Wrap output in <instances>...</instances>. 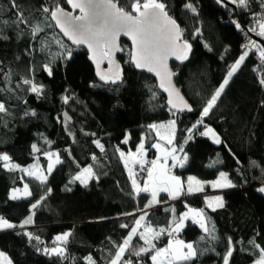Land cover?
<instances>
[{
  "label": "trees",
  "instance_id": "trees-1",
  "mask_svg": "<svg viewBox=\"0 0 264 264\" xmlns=\"http://www.w3.org/2000/svg\"><path fill=\"white\" fill-rule=\"evenodd\" d=\"M258 1L250 0L249 6L242 8L230 0H162L168 15L183 30V40L191 45L187 59L171 63L175 83L192 109L180 112L169 110L155 79L131 62L129 44L124 40V53L119 56L122 82L105 84L97 78L88 52L68 43L50 18L57 5L68 9L67 0H15L16 8L12 0H0V35L8 37L0 39V102L7 108V113H0V154H7L12 164L20 166L6 169L0 160V217L16 225L0 230V252L6 254L2 264L8 259L12 264H89V256L95 264H110L117 246L145 212L144 223L167 229L187 207L204 208L207 227L211 231L214 225L213 234L218 239L212 240L198 223L186 219L177 235L202 254L190 262L174 264H223L228 237L234 249L229 264H251L259 258L260 249L249 243L254 239L264 248V193L258 191L264 186V86L259 83L264 61L256 50L249 52L216 105L203 117V124H198L199 133L209 127L221 143L209 135H194L189 140L187 134L242 54L244 42L252 41V11L257 4H264V0ZM117 2L132 11L135 0ZM189 2L196 7L195 14L184 7ZM44 8L49 12L44 13ZM18 12H23L25 23L18 22ZM37 24L42 31L33 38L31 31ZM56 40L72 49L70 57ZM45 65L51 67V76ZM25 79L43 85L42 93L37 96L31 92L30 85L23 83ZM64 96L70 97L68 103ZM32 111L35 116L24 115ZM65 113L71 118L67 124ZM170 120L176 122V149L182 147V154L188 157L185 166L175 168V172L182 179L195 176L210 180L224 171L235 187H206L176 198L162 192L157 204L145 207L151 202L150 193L134 190L119 153L135 150L144 138L145 153L152 156L156 151L152 145L159 138L149 125ZM126 137L128 142L124 143ZM97 140L103 151L94 143ZM33 144L40 151L34 152ZM45 152H56L61 163L41 183L21 169L45 167ZM90 165L95 177L87 184L73 179ZM23 184L32 195L12 200L11 188ZM214 192L222 195L224 205L215 211L203 199L204 193ZM41 196L45 199L33 209L32 204ZM31 212L33 223L21 227ZM65 232L72 235L61 245L73 259L46 255L43 249L56 246L55 237ZM25 233L38 236L39 242L30 241ZM167 240L164 233L152 243L158 249ZM131 246L136 251L148 247L139 233ZM154 252L150 249L140 256L126 252L120 264L129 259L132 264H152Z\"/></svg>",
  "mask_w": 264,
  "mask_h": 264
},
{
  "label": "snow or ice",
  "instance_id": "snow-or-ice-1",
  "mask_svg": "<svg viewBox=\"0 0 264 264\" xmlns=\"http://www.w3.org/2000/svg\"><path fill=\"white\" fill-rule=\"evenodd\" d=\"M69 4L74 9H79L80 15H72L69 12H65L63 8L59 7L58 5L51 10L50 18L51 20L55 21L56 26H58L63 32V35L68 37L69 40L76 46L87 45L88 49L93 53L96 50H100L103 57L107 59L109 69L106 71H97V75L99 76L101 81H104L105 84H117L118 82H122V76L119 70V64L114 60L113 53L114 51H120L121 49L117 46V37L123 32L125 35L130 36L133 43V51L131 53V61L135 64L136 68L140 69H147L149 72H155L157 76L161 77L160 87L164 88L166 92H168V104L171 106L170 111L172 109H176L177 111H183L187 109L191 111V107L187 104L186 101L183 100V97L179 95L178 90L171 84V73L167 72L166 60L169 54L176 55L177 49L184 50V54L177 56V59H187V51L191 49V45L186 41L183 40V30L177 24L176 20L168 15L166 11V4L162 2V0H144L141 3V0H135L133 4H131L132 11H126L125 8L120 7L118 5L117 0H67ZM219 2L223 3L224 0H219ZM232 4H238L240 7H248L250 4V0H230ZM264 7V4L260 5ZM12 7L16 8L17 5L15 4V0H12ZM184 7L190 10L192 13H196V7L191 3H186ZM44 13H48L49 9L44 8ZM136 13V14H133ZM264 16V14H262ZM18 22L25 23L23 12L17 13ZM235 25L238 29L241 28V25L238 22H235ZM51 26V25H49ZM261 31L258 35L264 36V23H260ZM42 31L39 24L33 26L31 34L33 38H35L36 34ZM199 29H197V32ZM250 31L255 32L256 28L253 27ZM7 36L0 35V39H7ZM57 44L60 45L61 48L67 52L68 57L72 55V49L66 48L65 45L60 40L55 41ZM251 46L256 48L260 52V56L262 61H264V47H261L256 44V42L251 41ZM47 45H42L46 47ZM245 49L249 48V45H243ZM249 55V52L246 50L243 52L242 55L235 61L234 64L230 66V69L227 71L226 77L223 82L220 84L219 88L216 89L214 94L208 100L206 106L203 108L201 113V119L197 121V124H203V117L207 116L213 107L216 105L217 100L220 98L221 94L223 93L225 87L229 84V81L234 76V74L240 69L241 65L245 61V58ZM95 59V55L92 57ZM163 66L164 74L162 75L158 68ZM45 70L51 76L52 69L48 65H45ZM97 68L99 69V62L97 63ZM24 84L30 85V90L33 93H36L39 96L42 93L43 85H37L33 83L31 80L25 79L23 81ZM167 83V87H166ZM259 83L264 86V78L259 80ZM173 96L176 97V100H179L183 104V108H178L176 100L173 99ZM70 97L64 96L63 100L65 103H68ZM152 99H155V93H153ZM264 104V101H262ZM0 113H7V108L3 102H0ZM25 116H35L36 113L32 112H25ZM65 124L71 118L67 116V113L64 114ZM175 120H170L168 124L170 126L175 125ZM157 125H149V128H156ZM197 125H193V128H196ZM188 132H192V129H188ZM71 135V133H69ZM94 135V134H93ZM174 135V134H173ZM200 135H210L214 138L217 144L221 143V140L218 136H216L215 132L211 128H206V131L200 133ZM188 139H192L191 136ZM50 143V141H46ZM124 143L128 142V137L125 138L123 141ZM187 142V141H185ZM97 147L103 151V145L100 142L94 141ZM168 143L171 144L172 140L169 139ZM152 147H159V145H152ZM32 149L34 152L40 151L36 144L32 145ZM182 151V147L179 149ZM144 143L141 141L140 145L137 147V153L141 155L144 153ZM177 151L176 148H173L171 152H168L167 155H172L173 161L178 163L179 166L182 168L185 166V162L187 161L188 157L185 154L182 159L176 157L174 153ZM44 155L49 157V165L47 168L48 173H51L52 168L55 164L61 163L59 159V155L52 153V152H45ZM121 158L124 157V153H120ZM129 155H132L131 153ZM56 156V159L53 161L52 157ZM96 157L93 156V160ZM0 160L4 161L3 167L6 169H17L20 166L17 164H12L11 158L7 154H0ZM152 166H157V161L153 160ZM254 163V162H253ZM163 167V166H161ZM22 171L26 172L30 176H35L36 179L40 180L41 183L47 180V176L40 174L37 175L35 171H31L28 168L21 169ZM82 173H86L87 176H83L82 174L76 175L73 179L80 181L82 184H87V180L90 178L95 177V173L92 170V166H88L87 168L82 170ZM132 173L130 172V176ZM148 175L152 177L151 169L148 170ZM220 179L217 181L211 182L213 187H220V188H231L235 187L234 184L230 180L227 179V173L221 172L219 174ZM168 180L173 182L175 185V190L170 192L172 198H176L182 194L183 191V183L180 177L171 176L168 177ZM225 181L221 183L220 181ZM134 190L139 193L141 191L147 192L148 187L145 185L143 188L137 186L136 180H132ZM51 189H48L50 192ZM164 191H169L168 188H164ZM203 191V185L200 181L196 180L195 177H188V187L187 193H195ZM261 193H264V186L258 189ZM32 193L29 191L28 185H24L23 191L20 189H13L10 198L12 200L20 199L21 197L31 196ZM47 195V193H46ZM153 200L146 205L145 207H150L152 202H156V192L153 191L152 193ZM45 197L41 196L36 203L32 204V208L35 209L44 200ZM215 200L218 201V207H223L222 198L215 197ZM211 207V205H208ZM213 211L215 209L213 208ZM193 214L194 217H201L200 220L194 221L199 224V227L207 233L212 240L218 239L216 235L213 233L215 232V227L211 231L207 227L206 222L203 219L204 213L203 210H194L190 209L189 212L183 213L180 218L179 222L173 221L175 223V227L171 229V233H175L181 230L184 227V221L189 218V215ZM147 213L145 212L143 215L140 216L139 219L136 220L134 227L131 228L128 236L123 240L122 244L117 246V251L115 253V257L111 260L110 264H120L122 257L126 252H131L136 256H140L141 253H148L150 249H155V255L151 257L153 264H157V258L164 255L168 257L167 264H174V262H190L198 255H201L202 252L198 251L197 247L193 243H185L182 240H178L175 242V247L173 243L170 241L166 248H159L156 249L155 244L152 243V239H159V237L168 232V229H160L159 231H155L151 229V227L147 228L144 233H139L140 239H143L145 244L148 247H140L138 251L132 248V240L133 237L138 234V228L140 227L141 221L144 220ZM33 223L32 216L26 218L22 224L20 225L23 227L24 225ZM16 227L13 223H10L8 220L0 217V230L12 229ZM122 227L127 228L128 225H122ZM146 233H152V239ZM29 240L35 239L39 242V237H33L31 233H25ZM71 232H65L62 235H58L55 237L56 246L52 248H44L43 252L49 256H57L62 260L73 259L66 255V247L61 246V244L66 245L69 238L71 237ZM204 237H201L203 240ZM249 243L253 244L254 248L260 249V256L254 264H264V248H260V245L255 242V240L249 241ZM228 250L226 254L223 256V264H229V259L233 253V244L231 237H228ZM35 246V245H34ZM186 249V250H185ZM39 250V249H38ZM3 258H6V254L0 252V264H2ZM89 264H95V261L89 256L86 258ZM7 264H12L10 259L7 260ZM123 264H132V261L126 260L123 261Z\"/></svg>",
  "mask_w": 264,
  "mask_h": 264
},
{
  "label": "rangeland",
  "instance_id": "rangeland-1",
  "mask_svg": "<svg viewBox=\"0 0 264 264\" xmlns=\"http://www.w3.org/2000/svg\"><path fill=\"white\" fill-rule=\"evenodd\" d=\"M260 23H264V16H263V21L262 22H260ZM260 23H259V25H260ZM256 30H257V32H260L261 31V28H260V26H258V28H256ZM248 51V52H251L252 50H256L257 51V54L258 55H260V52L256 49V48H253L252 46H251V44H250V42H249V48L248 49H244L243 51H242V54H243V52L244 51ZM241 54V55H242ZM164 128H166L165 126H164ZM209 128V127H208ZM155 130H156V132H157V134H158V138H159V140L158 141H155L154 143H153V145H159V147H154L155 148V152L153 153V157L151 158V161L152 160H154V159H158V160H160V161H163V162H166V160H165V156H166V154L168 153V152H171V150L173 149V148H176V145L174 144V130L172 129L171 131H167V130H164L163 129V131H161L160 129H159V127L157 126L156 128H154ZM169 139H171L172 140V143L171 144H169L168 143V140ZM142 141V140H141ZM141 141H140V143H141ZM140 143L138 144V146L140 145ZM144 143V142H143ZM137 146V147H138ZM137 147H136V149L135 150H130V151H127V152H123L124 153V157L123 158H121V155H120V153H119V157H120V160L122 161V163L124 164V166H125V169H126V171H127V173L129 174V176H130V172L132 173V175L130 176V178H131V181L133 180V179H135L136 180V183H137V186L139 187L140 186V181L141 180H138L137 179V177H136V162L137 161H139L140 159H141V157L142 156H144L145 158H148V156H147V154L145 153L146 152V150L144 151V153L141 155L140 153H137ZM181 147H179V148H177V151L174 153V155L176 156V157H178V158H180V159H182L183 157H184V154H182V151H180L179 149H180ZM52 153H55V154H57L56 152H52ZM132 154V155H129V154ZM45 157H46V166L45 167H42V166H40V165H30V166H28V167H26V168H28V169H30L31 171H35L36 173H37V175H40V174H43V175H46V176H48V171H47V168H48V165H49V163H50V161H49V157L48 156H46L45 155ZM169 157V156H168ZM56 159V156H53L52 157V160L54 161ZM60 159V158H59ZM169 160H171L170 158H169ZM172 161V160H171ZM56 165V164H55ZM176 165L177 166H172L171 167V170L168 172L170 175H173V172H174V169L176 168V167H178V168H180V166H179V164L178 163H176ZM167 166V165H166ZM54 168V167H53ZM53 168H52V170H53ZM85 168H87V167H85ZM85 168H83V169H85ZM82 169V170H83ZM82 170L78 173V174H82L83 176H87V174L86 173H82ZM221 172H224V171H221ZM221 172H219L218 173V175L214 178V179H210V180H201V179H199L198 178V180H200V182L202 183V185H203V191H205V189H206V187H208V186H210L211 188H214V189H224V188H220V187H213L212 186V183L211 182H214V181H217L218 179H220V176H219V174L221 173ZM24 174L25 175H28L26 172H24ZM77 174V175H78ZM28 176H30V175H28ZM32 177H34L35 179H36V177L35 176H32ZM191 177H195V176H191ZM94 178V177H93ZM157 178V177H156ZM195 178H197V177H195ZM92 178H90V179H88L87 180V182L88 181H90ZM228 179V178H227ZM38 180V179H37ZM40 181V180H39ZM80 182V181H79ZM170 182V181H169ZM221 183H224L225 181H223V180H221L220 181ZM81 183V182H80ZM24 185L25 184H23L21 187H16V188H11V190H10V196H11V193H12V191H13V189H20L21 191H23V189H24ZM152 190H150V192H151ZM149 192V193H150ZM218 193V192H217ZM203 199H204V202H205V205L206 206H208V205H211V208H218V201L217 200H215L214 198L215 197H220V198H222V202H223V197H222V195L221 194H216L215 196H213V197H207L206 196V194H203ZM21 198H24V197H21ZM184 204H185V201H184ZM209 207V206H208ZM190 209H194V208H191V207H187V209H183L181 212H179V218H180V216L183 214V213H186V212H189V210ZM199 208H197V209H194V210H198ZM29 216H32V212L26 217V218H28ZM25 218V219H26ZM179 218L175 221V222H179ZM189 218L190 219H192L193 221H198V220H200L201 219V217H194L193 218V214H191L190 213V215H189ZM25 219H23V221L25 220ZM203 219H204V217H203ZM22 221V222H23ZM205 221V220H204ZM22 222H21V224H22ZM185 222V221H184ZM206 222V221H205ZM28 225H30V224H27V225H24L23 227H27ZM147 224L146 223H144V221L142 220L141 221V224H140V228L139 229H144L145 228V226H146ZM147 226H149V225H147ZM176 225H175V223H173V224H171L167 229L169 230L168 232H165V233H167L168 234V240H167V243L165 244V246H163V247H161V248H166L167 246H168V244H169V242L171 241L172 243H173V245H174V247H175V242L176 241H178V240H182V241H184L185 243H191V242H189V241H187V240H184L183 238H179L178 236H177V234H178V232H175V233H171V229L172 228H174ZM149 227H151V226H149ZM139 229H138V231H139ZM151 229H153V230H155V231H159L160 230V228H153V227H151ZM131 231V230H130ZM129 231V232H130ZM145 231H143V232H141V233H144ZM139 233V232H138ZM63 233H61V234H59V235H62ZM129 234V233H128ZM128 234H127V236H128ZM148 236H149V238L151 239L152 238V236L150 235V233H146ZM62 246V245H61ZM52 247H54V246H52ZM51 247V248H52ZM159 249V248H158ZM186 250V249H185ZM153 255H155V252H154V254ZM152 255V256H153ZM257 259H259V258H257ZM256 259V260H257ZM255 260V261H256ZM151 261H152V259H151ZM254 261V262H255ZM167 262H168V257L167 256H164V255H162V256H160V257H158L157 258V264H167ZM254 262H252L251 264H254ZM152 264H153V261H152Z\"/></svg>",
  "mask_w": 264,
  "mask_h": 264
},
{
  "label": "water",
  "instance_id": "water-1",
  "mask_svg": "<svg viewBox=\"0 0 264 264\" xmlns=\"http://www.w3.org/2000/svg\"><path fill=\"white\" fill-rule=\"evenodd\" d=\"M65 12H69L71 13L72 15H80L81 13L79 12V9H74L71 4L68 3V9L67 8H63ZM133 14H136V13H133ZM54 24H55V21L53 20ZM56 26V24H55ZM57 28V31L60 33V35L68 42L70 43L72 46H76L72 43L71 40L68 39V37L64 36L63 35V32H61L60 28L58 26H56ZM259 32L255 31V32H249V37L252 39V41L256 42L257 45L261 46V47H264V36H261V35H258ZM121 40H124L126 41L128 44H129V53H130V60H131V53L133 51V43H132V39L130 36H127L125 35L123 32L117 37V46L119 49H121L120 51H114L113 53V58L114 60L119 64V70H121V62L119 60V56L123 55L124 51H123V46L121 44ZM79 47H83L87 52H88V59L91 63V65L93 66L94 68V71H95V75L97 78H99V76L97 75V71H106L109 69V65H108V61L107 59H105L101 53V51L98 49L96 50L95 53H93L92 51H90L87 47V45H81ZM184 54V50L182 49H177L176 50V55H172V54H169L167 56V60H166V66H167V72L171 73V84L175 87L176 90H178L179 92V95L181 97H183V100L187 102V104L190 106L189 102L187 101V99L185 98V96L183 95V93L181 92V90L179 89V87L176 85L175 83V77H174V70L171 66V63L172 62H179L181 61L182 59H177V56H180V55H183ZM93 55H95V59H93ZM99 62V69L97 68V63ZM132 62V61H131ZM133 63V62H132ZM134 64V63H133ZM135 65V64H134ZM140 69V68H138ZM146 73H148L149 75H151L156 83H157V88L158 90L164 95L165 97V104L166 106L170 109V105L168 104V99H169V96H168V92H166L164 90V88H161L160 87V83H161V77L157 76L155 72H149L146 68L145 69H140ZM158 71L161 72V74L163 75L164 74V68L163 66H161L160 68H158ZM100 79V78H99ZM167 83H166V87H167ZM173 99L176 100V97L173 96ZM177 102V105H178V108H183V104L179 101V100H176ZM172 111H177L176 109H172ZM188 110L187 109H184L183 111H180V112H187Z\"/></svg>",
  "mask_w": 264,
  "mask_h": 264
},
{
  "label": "crops",
  "instance_id": "crops-1",
  "mask_svg": "<svg viewBox=\"0 0 264 264\" xmlns=\"http://www.w3.org/2000/svg\"><path fill=\"white\" fill-rule=\"evenodd\" d=\"M169 121H163V122H159L157 123L156 125L159 127V129L161 131L164 130H167V131H171L173 129V126H170L168 124ZM164 126L166 128H164ZM154 132L156 134V136L158 137V134L156 132V130L154 129ZM210 136V135H209ZM212 137V136H211ZM213 138V137H212ZM142 141L144 142V138H142ZM138 146V145H137ZM170 155H167V158L165 159L166 162H163V161H160L158 159H154L155 161H157V166L156 167H152L151 171H152V177L150 178L149 175H147L142 181H140V188H143L145 185H147L148 187V192H150V190H152L150 192V197H151V201L153 200V197H152V193L153 191L156 192V202H152L153 205L157 204V196L160 194V193H166L168 195V197H171L170 195V192L174 191L175 190V185L173 182H169L168 180V177H171V176H177V177H180L179 174H177L175 172V169H174V172H173V175H170L168 172L171 170V167L172 166H177L176 163L171 160H169V157ZM153 157L152 156H149L148 158H145L144 156L141 157V159L139 161L136 162V169L139 165H141L142 163H144V161L146 160H149ZM167 165V166H166ZM163 166V167H161ZM178 168V167H176ZM157 177V178H156ZM188 177L190 176H187L185 179H181L182 183H183V191H182V194L183 192H187V187H188ZM196 180H198V178H196ZM229 180V179H228ZM200 181V180H198ZM210 186H208L209 188ZM164 188H168L169 191H164ZM211 188V187H210ZM214 189V188H213ZM207 190V189H205ZM215 190V189H214ZM206 194L207 197H213L215 196L216 194H220V193H204ZM211 208V207H210ZM194 209H197V208H194ZM204 208H199L198 210H203ZM213 209V208H211ZM204 213V211H203ZM204 217V216H203ZM190 219V218H188ZM205 220V218H204ZM147 228H149V226H145V228L142 230V229H139V233L145 231Z\"/></svg>",
  "mask_w": 264,
  "mask_h": 264
},
{
  "label": "built area",
  "instance_id": "built-area-1",
  "mask_svg": "<svg viewBox=\"0 0 264 264\" xmlns=\"http://www.w3.org/2000/svg\"><path fill=\"white\" fill-rule=\"evenodd\" d=\"M257 3H259V1L257 0ZM264 13V7H261L260 5H258L257 4V7H255V9H253V11H252V22H253V26L254 27H258L259 26V23L262 21V14ZM244 44L246 45V44H248L249 45V42L247 41H245L244 42ZM261 78H264V76L263 77H261ZM260 78V79H261ZM193 125H197V127L196 128H193ZM188 129H192V132H188L187 131V134L189 135V136H194V135H200V129H198V124H197V122H193L189 127H188ZM187 129V130H188ZM188 136V137H189ZM200 136H202V135H200ZM171 160L173 159V157H172V155H170V157H169ZM153 161V160H152ZM151 161V159H149V160H146V161H144V163H142L141 165H139L138 167H137V169H136V177H137V179H139V180H143L147 175H148V170L149 169H152V162ZM178 236V235H177Z\"/></svg>",
  "mask_w": 264,
  "mask_h": 264
},
{
  "label": "clouds",
  "instance_id": "clouds-1",
  "mask_svg": "<svg viewBox=\"0 0 264 264\" xmlns=\"http://www.w3.org/2000/svg\"><path fill=\"white\" fill-rule=\"evenodd\" d=\"M139 180V179H138ZM142 181V180H141Z\"/></svg>",
  "mask_w": 264,
  "mask_h": 264
}]
</instances>
